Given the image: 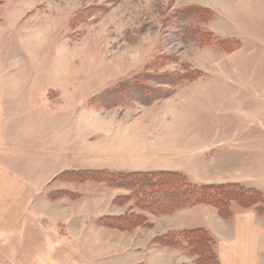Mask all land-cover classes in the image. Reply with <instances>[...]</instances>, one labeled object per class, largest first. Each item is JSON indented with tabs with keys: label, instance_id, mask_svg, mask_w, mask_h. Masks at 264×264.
Segmentation results:
<instances>
[{
	"label": "rangeland",
	"instance_id": "obj_1",
	"mask_svg": "<svg viewBox=\"0 0 264 264\" xmlns=\"http://www.w3.org/2000/svg\"><path fill=\"white\" fill-rule=\"evenodd\" d=\"M0 65L1 75L26 78L40 96L48 92L53 107L48 116L36 109L40 121L59 118L54 123L59 122L54 133L59 139L53 143L58 149H35L44 154L38 163L24 158L29 176L45 179H12L8 195L0 194V264H69L42 258L47 252L39 242L53 229L67 235L68 214L77 215L72 231L104 241L74 245L86 258L76 264H149L142 257L151 251L163 259L170 247L154 240L190 230L165 232L167 217L187 208L213 209L224 221L250 212L264 216V203L263 211L232 203L227 219L205 204L153 215L140 209L137 193L62 176L170 170L198 186L235 183L264 197V0H0ZM145 73L179 81L174 86L150 82L170 94L149 106L91 104L94 96ZM40 135L44 140L45 133ZM49 155L60 162L53 158L54 169L42 164L38 173ZM24 188L40 191L21 196ZM131 213L146 217L147 225L120 231L98 224ZM131 239L138 259L127 260ZM172 249L179 259L186 256L196 264L186 250Z\"/></svg>",
	"mask_w": 264,
	"mask_h": 264
},
{
	"label": "crops",
	"instance_id": "obj_2",
	"mask_svg": "<svg viewBox=\"0 0 264 264\" xmlns=\"http://www.w3.org/2000/svg\"><path fill=\"white\" fill-rule=\"evenodd\" d=\"M9 23L11 24L10 19ZM9 33H12V31H9ZM1 67L2 65H0V68ZM6 68L5 66V69ZM28 83L26 78L22 76L0 74V194L2 195H8L7 191L12 188L10 183L12 179L19 181L22 179H45L46 176L42 175L40 177L38 174L29 176V168L27 167L28 162L24 158L26 157L29 159V157H34L35 162L38 163L37 157L44 156V154L42 155V153L35 149L38 147L44 148L45 146L50 149L49 151H52V149L57 148L53 143L59 139V137L56 138L54 135L59 129V122L55 125L54 123L56 120L59 121V118H55L54 122L49 119H45L42 122L36 114V109L41 108L48 116L51 107H53V103H50L46 97V93L48 92L43 91L41 93V96L46 97H42L43 100H41L40 94L36 93L34 87L28 88ZM51 87V91L57 92L53 86ZM58 97L59 95L57 98ZM56 110L57 112L59 111L58 107ZM70 129L72 128L70 127ZM40 132L45 133L44 140L41 138ZM48 144L50 145L46 146ZM70 147V145L64 146L66 149ZM71 150H73V148ZM51 154L53 153L51 152ZM12 157H18L19 161H13ZM50 157L52 158L51 160L49 159ZM53 158L60 162L59 156L57 155L46 156L45 161L39 163L41 167L38 173L43 172L42 164L48 165L47 167L49 168L51 166V169H54L52 167L54 164ZM111 171L118 173L125 172ZM154 171L155 170H151L150 172ZM165 171L172 172L170 170ZM130 172L144 173L145 171ZM55 175L54 173L46 179L50 180L55 177ZM24 189L25 190L22 189L19 192L21 196L38 194L37 192L40 191L38 190L39 188ZM75 217H77V215L73 214L71 216V214H68L65 219L68 228H70L67 235H60L58 232L55 234V229H53L47 232L46 239L43 236L44 239L39 242L45 243V250L47 253L43 255L44 257L42 256V258L51 261L67 259L69 264H76V261H82L86 258L82 256V250L77 249L74 245H83L85 243L101 245L104 243L102 238H99L97 235L92 237L89 234H85L83 230L78 233H75L74 230L72 231V229L76 228L75 224L72 225L75 221ZM187 219H191L192 222H189L191 224L186 223ZM166 220L168 222L166 233L184 229H207L216 241V251L220 264H264V216L259 217L257 213L250 212L243 215H236L231 221H224L217 218L215 210L207 207L195 206L187 208L173 216H169ZM84 223L85 221H83V224ZM86 237L95 239L86 240ZM131 240L130 247H128L129 251L126 252V257H128L127 260H133V258L138 259V255H136L133 250L137 243L135 239ZM30 242L31 241H26V244H30ZM60 245H63V247H60ZM136 249L139 248L136 246ZM164 250L163 254L160 253L163 255V259L156 255V251L145 252L142 257L143 263L146 260H149V264H193L194 262L193 259V261L189 260V257L186 256H184V260L179 259L177 256V249L166 248ZM60 251L67 253V255L63 256Z\"/></svg>",
	"mask_w": 264,
	"mask_h": 264
},
{
	"label": "trees",
	"instance_id": "obj_3",
	"mask_svg": "<svg viewBox=\"0 0 264 264\" xmlns=\"http://www.w3.org/2000/svg\"><path fill=\"white\" fill-rule=\"evenodd\" d=\"M232 41L237 46L241 45L238 40ZM178 81L177 78L168 74L145 73L131 80L120 82L94 96L91 104L99 103L103 107L113 108L135 101L143 106H149L170 94L149 85L150 82L157 86H174L178 84ZM65 175L78 179L86 177L96 182L106 183L111 187L124 188L132 194L137 193L141 202L140 209L153 215L170 214L197 204L216 208L225 219L232 215L230 213L232 203L246 209L256 206L259 211H263L264 197L259 190L235 183L198 186L191 183L186 175L178 172L124 174L112 171H69L63 173L62 176ZM147 223L146 217L136 213L120 217L108 216L98 220L100 226L120 231H131ZM154 243L162 247L184 249L189 255L195 257L196 264H220L217 253L214 251L215 241L203 228L167 233L156 238Z\"/></svg>",
	"mask_w": 264,
	"mask_h": 264
}]
</instances>
